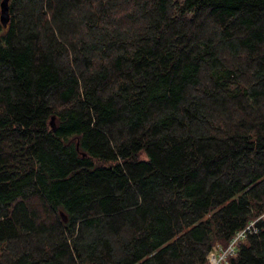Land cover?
Listing matches in <instances>:
<instances>
[{"label": "trees", "instance_id": "1", "mask_svg": "<svg viewBox=\"0 0 264 264\" xmlns=\"http://www.w3.org/2000/svg\"><path fill=\"white\" fill-rule=\"evenodd\" d=\"M1 2L0 264H264V0Z\"/></svg>", "mask_w": 264, "mask_h": 264}, {"label": "water", "instance_id": "2", "mask_svg": "<svg viewBox=\"0 0 264 264\" xmlns=\"http://www.w3.org/2000/svg\"><path fill=\"white\" fill-rule=\"evenodd\" d=\"M1 21L4 25V27L8 26V23L10 21V0H2L1 2ZM52 126H55L54 118L51 122ZM64 220H67V217L62 213Z\"/></svg>", "mask_w": 264, "mask_h": 264}, {"label": "built area", "instance_id": "3", "mask_svg": "<svg viewBox=\"0 0 264 264\" xmlns=\"http://www.w3.org/2000/svg\"><path fill=\"white\" fill-rule=\"evenodd\" d=\"M243 236V232H241L229 245V247L226 250H218L216 252H219L218 254L215 253V258H217L216 264H222V261L227 257V255L234 251L235 242L239 237Z\"/></svg>", "mask_w": 264, "mask_h": 264}, {"label": "rangeland", "instance_id": "4", "mask_svg": "<svg viewBox=\"0 0 264 264\" xmlns=\"http://www.w3.org/2000/svg\"><path fill=\"white\" fill-rule=\"evenodd\" d=\"M215 253L218 254L219 252L213 251L208 256L210 264H216L217 263V258H215Z\"/></svg>", "mask_w": 264, "mask_h": 264}]
</instances>
